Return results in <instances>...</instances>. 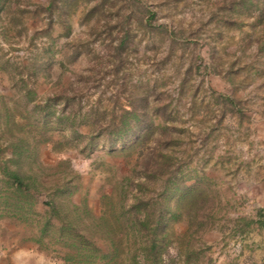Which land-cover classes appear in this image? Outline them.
Listing matches in <instances>:
<instances>
[{
  "label": "rangeland",
  "instance_id": "374dc122",
  "mask_svg": "<svg viewBox=\"0 0 264 264\" xmlns=\"http://www.w3.org/2000/svg\"><path fill=\"white\" fill-rule=\"evenodd\" d=\"M49 1L0 0V97L15 116L13 129L29 132L32 158L55 168L68 160L76 173L73 200L98 212L112 176L120 179L155 154L159 138L145 137L126 160L122 151L136 146L134 138L111 151L105 129L89 153L83 143L69 150V130L55 128L52 117L48 125L42 115L32 118L21 85L35 89L43 105L73 83L71 103L106 116L102 127L112 111L135 109L142 125L165 126L161 148L173 152L179 184L195 197L201 192L193 211L211 225L202 236L210 264H264V0H53L58 6L48 9ZM1 108L0 99L4 150L11 135ZM28 163L21 171L29 173ZM48 193L40 196V213ZM175 226L185 231V224ZM35 235L34 227L1 218L0 264H66Z\"/></svg>",
  "mask_w": 264,
  "mask_h": 264
},
{
  "label": "trees",
  "instance_id": "16d2710c",
  "mask_svg": "<svg viewBox=\"0 0 264 264\" xmlns=\"http://www.w3.org/2000/svg\"><path fill=\"white\" fill-rule=\"evenodd\" d=\"M57 6L53 0L48 2V9ZM65 16L62 14L61 18ZM72 85L62 84V90L46 98L43 106L36 101L39 98L36 90L28 88L23 82L21 97L31 106L29 114L32 118L42 115L43 123L48 125L46 119L52 117L55 128L69 130L66 135V143L71 144L69 150L83 143L81 151L89 153L95 146L94 140L101 136V129H105L104 136L111 151L118 143H126L127 137L131 136L136 141L135 147L122 151L124 160L132 155V151L135 153L145 137L153 134L159 138L153 149L155 154H146L120 179L113 175L107 189L100 192L99 210L96 212L85 199L73 200L77 185H73L72 181L76 173L68 160L60 161L56 169L51 164L32 158L29 132L24 128L13 129L17 126L15 116L4 98L0 97L5 126L11 135L5 147L9 152L4 154L5 149L0 145V219L9 218L34 227L36 235L33 241L40 248H53L52 251L60 252L66 264H210L205 255L209 247L202 236L210 231L211 225L206 220L201 221L193 211L201 192L195 197L191 195V187L179 184L173 152H165L161 148L167 133L165 126L142 125L143 113L135 109L125 111L121 116L113 115L112 111L108 116L109 123L99 126L106 116L99 115L95 110L82 113L81 109H75L68 94ZM76 90L70 91L75 93ZM219 97L221 101L232 102L223 95ZM57 99L62 102L60 109L56 108ZM116 117L119 124L115 123ZM132 120L136 129L134 132H131ZM11 121L14 122L12 125ZM81 126L90 130L83 133L79 130ZM153 157L163 159V163L152 161ZM25 161L33 165L29 173L21 171ZM60 166L63 168L60 169ZM50 170L54 172L48 178ZM46 191L49 193L41 203L46 209L40 213L37 205ZM260 216L263 218L260 225L264 226V212ZM181 223L186 225L185 231L177 232L175 225Z\"/></svg>",
  "mask_w": 264,
  "mask_h": 264
}]
</instances>
